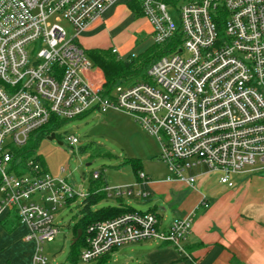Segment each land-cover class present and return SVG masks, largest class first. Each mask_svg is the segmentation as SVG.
Instances as JSON below:
<instances>
[{
  "label": "built area",
  "instance_id": "obj_1",
  "mask_svg": "<svg viewBox=\"0 0 264 264\" xmlns=\"http://www.w3.org/2000/svg\"><path fill=\"white\" fill-rule=\"evenodd\" d=\"M134 1L154 43L169 44V51L151 64L145 80L120 82L104 94V73L80 35L108 9ZM179 1L0 0V216L15 212L27 226L25 238L36 245L33 264H48L43 244L60 232L58 212L89 193L34 157L24 168L13 161V149L25 146L53 116L72 120L109 110L131 115L159 140L169 181L193 185L197 176L186 170L199 165L220 172V182L230 188L236 174L250 171L264 179V0H189L177 8L178 25L168 10ZM68 139L80 142L75 135ZM100 177L102 172L93 173ZM103 191L116 200L148 201L153 195L143 171L135 183ZM201 204L208 206L205 199ZM193 218L194 212L177 217L163 229L158 213L134 210L94 223L81 260L142 241L166 242L187 255Z\"/></svg>",
  "mask_w": 264,
  "mask_h": 264
},
{
  "label": "rangeland",
  "instance_id": "obj_2",
  "mask_svg": "<svg viewBox=\"0 0 264 264\" xmlns=\"http://www.w3.org/2000/svg\"><path fill=\"white\" fill-rule=\"evenodd\" d=\"M187 1L180 0L176 7L169 6L168 11L178 25L181 20L177 8ZM131 4L129 8L124 5L125 10H107L102 19L82 32L80 40L84 47L88 50L100 48L107 51L116 47L119 53L115 56L128 59L153 46L155 43L150 23L143 18V14L137 15V6ZM61 24L69 34L73 33L66 19ZM70 135L78 137L80 142L72 145L68 139ZM38 153L49 172L65 178L75 190L82 187L87 191L94 180L93 173L97 171L102 172V178L110 187L133 184L137 174L131 159H139L143 172L154 173V176L168 172L167 166L160 159L161 144L157 137L145 130L131 115L117 110H109L107 113L95 111L69 120L57 130L56 139L45 137L40 140ZM124 199L125 204L143 211L148 210L151 204L138 202L133 197ZM81 203L80 200L79 205ZM79 205L65 207L56 215L55 222L60 232L54 241L43 244L48 264H107L106 260L103 262L101 259L90 262L78 259L74 262L70 258ZM116 206H119L118 200L109 198L99 201L94 209ZM134 258L129 253H123L118 257L114 254L107 261L108 264H136Z\"/></svg>",
  "mask_w": 264,
  "mask_h": 264
},
{
  "label": "crops",
  "instance_id": "obj_3",
  "mask_svg": "<svg viewBox=\"0 0 264 264\" xmlns=\"http://www.w3.org/2000/svg\"><path fill=\"white\" fill-rule=\"evenodd\" d=\"M112 8L125 10L122 4ZM144 173L149 177L153 195L148 201L138 202H151L144 212L158 213L161 228L166 229L175 218L194 212L186 242L188 254L166 242H133L112 251L105 259L107 264L112 255L118 257L123 253L135 257L136 264H235L234 260L241 264H264V179H259L255 172L234 175L237 177L232 188L220 182V172L205 165L186 170L187 175L197 176L193 185L167 180L168 172L161 176ZM204 199L208 206L201 204ZM124 200L119 199V205ZM15 214L0 216V264H33L35 242L25 238L28 228Z\"/></svg>",
  "mask_w": 264,
  "mask_h": 264
},
{
  "label": "trees",
  "instance_id": "obj_4",
  "mask_svg": "<svg viewBox=\"0 0 264 264\" xmlns=\"http://www.w3.org/2000/svg\"><path fill=\"white\" fill-rule=\"evenodd\" d=\"M131 5L137 6V15L142 14L141 8L138 6L136 1L132 2ZM168 45L169 44H154L146 51L142 52L140 55L134 57L132 56L128 59H118L115 56L116 54L113 53L112 50L107 51L99 48L91 50L87 49L86 52L93 63L103 71L105 76L103 93L109 94L120 82L133 83L136 81L145 80L147 70L151 66V64L169 51ZM84 115H81L79 117H82ZM68 121V119H60L56 116H53L51 121L46 126L32 133L30 141L25 146L13 149L14 163L20 160V164L24 168L26 161L34 157L36 161L40 162L44 167H46L43 158L38 153L40 140L51 135L53 132H57V130ZM131 163L133 164L134 170L138 177L142 172V163L139 159H131ZM1 183L2 178L0 175V185ZM105 186L106 182L102 177L92 180L91 185L88 189V196L79 205V212L76 216L77 219L74 225V239L72 242V250L70 254V258L74 262H76L78 259H81L82 250L89 245L88 228L90 225L98 223L100 221L112 219L135 210L133 207L125 203H121V205L116 207L94 209L95 205L99 201L107 199L106 193L103 191V188ZM15 215L18 218V215ZM80 230L82 231V233L81 236L78 237ZM76 238L77 240H75ZM109 255L110 253L104 255L100 259L104 262L106 257H108ZM234 261L235 264H241L236 260Z\"/></svg>",
  "mask_w": 264,
  "mask_h": 264
},
{
  "label": "water",
  "instance_id": "obj_5",
  "mask_svg": "<svg viewBox=\"0 0 264 264\" xmlns=\"http://www.w3.org/2000/svg\"><path fill=\"white\" fill-rule=\"evenodd\" d=\"M47 138H48L49 140H54V139H56V134H55V132L52 133L51 135L47 136ZM60 144H61V142H60ZM81 233H82V231L80 230V231H79V234H78V237L81 236ZM75 240H77V238H76Z\"/></svg>",
  "mask_w": 264,
  "mask_h": 264
}]
</instances>
